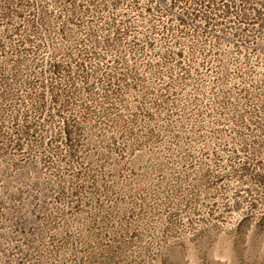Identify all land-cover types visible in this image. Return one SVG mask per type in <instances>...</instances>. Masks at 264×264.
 I'll return each instance as SVG.
<instances>
[{
	"label": "rangeland",
	"instance_id": "rangeland-1",
	"mask_svg": "<svg viewBox=\"0 0 264 264\" xmlns=\"http://www.w3.org/2000/svg\"><path fill=\"white\" fill-rule=\"evenodd\" d=\"M259 0H0V264H264Z\"/></svg>",
	"mask_w": 264,
	"mask_h": 264
},
{
	"label": "trees",
	"instance_id": "trees-1",
	"mask_svg": "<svg viewBox=\"0 0 264 264\" xmlns=\"http://www.w3.org/2000/svg\"><path fill=\"white\" fill-rule=\"evenodd\" d=\"M262 5H264V0H259ZM264 8V7H263Z\"/></svg>",
	"mask_w": 264,
	"mask_h": 264
}]
</instances>
